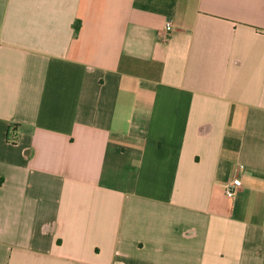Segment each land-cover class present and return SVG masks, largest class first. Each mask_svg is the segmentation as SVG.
Here are the masks:
<instances>
[{"label": "crops", "instance_id": "crops-1", "mask_svg": "<svg viewBox=\"0 0 264 264\" xmlns=\"http://www.w3.org/2000/svg\"><path fill=\"white\" fill-rule=\"evenodd\" d=\"M0 264H264V0H0Z\"/></svg>", "mask_w": 264, "mask_h": 264}, {"label": "built area", "instance_id": "built-area-1", "mask_svg": "<svg viewBox=\"0 0 264 264\" xmlns=\"http://www.w3.org/2000/svg\"><path fill=\"white\" fill-rule=\"evenodd\" d=\"M174 27L171 21L166 23L164 38L167 39L173 32ZM242 175H243V166L241 164H236L234 168V177L229 180L225 185V194L229 198H233L236 193L242 187Z\"/></svg>", "mask_w": 264, "mask_h": 264}]
</instances>
